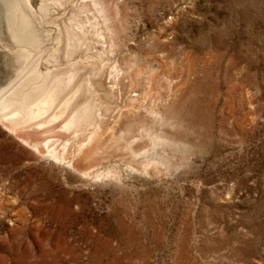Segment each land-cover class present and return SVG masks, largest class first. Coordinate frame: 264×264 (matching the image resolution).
<instances>
[{
	"label": "rangeland",
	"instance_id": "374dc122",
	"mask_svg": "<svg viewBox=\"0 0 264 264\" xmlns=\"http://www.w3.org/2000/svg\"><path fill=\"white\" fill-rule=\"evenodd\" d=\"M96 1L33 0L15 24L45 41L40 72L81 66L96 108L78 133L64 106L43 127L0 121V264H264V0ZM83 4L67 58L56 35ZM6 8L0 96L31 75Z\"/></svg>",
	"mask_w": 264,
	"mask_h": 264
},
{
	"label": "bare ground",
	"instance_id": "6f19581e",
	"mask_svg": "<svg viewBox=\"0 0 264 264\" xmlns=\"http://www.w3.org/2000/svg\"><path fill=\"white\" fill-rule=\"evenodd\" d=\"M0 1L8 6V9L6 8V18L11 27H13L11 33L12 38L19 42L26 40L28 44H30L21 49L8 44L7 47H9L8 49L10 51L6 52L11 55H18L20 58L24 57L25 64L21 69L29 73L31 72L30 77L21 80L13 88H9L7 93L5 92L6 95L0 96V121L14 133H16L18 129L26 126L43 127L47 122H50V120L53 121L61 115V113L59 114L55 111L57 109L56 106H64L67 109L72 108L68 116L64 119V128L67 129V131L72 130L77 133L83 131L86 122L93 119L96 105L91 96H87L82 102H78L77 100L79 94L90 91V84L86 82L87 79L79 78V69L81 66L79 67L77 62H73L70 66L62 70H49L46 73L40 72L37 58H39L41 53L36 55V52L34 53L33 50L43 45V50L46 51L47 47L44 43L45 41L41 42L37 38L35 40L34 33L30 34L32 36L27 34L28 36L25 38V33L23 34L22 30H20L19 27L16 28L15 25L17 23L22 24L24 31L28 30L30 25H33L34 20H36L34 19L33 13V0ZM68 1L69 0H42L40 8L44 15H47L50 11L51 3L64 6ZM94 2L98 4V1L94 0ZM80 7L79 10H74L76 12L73 14L71 25L67 24L66 26H61L56 35L57 43L62 47L63 56L67 58L73 56L74 52L77 51V44L81 41V32L76 26H79L83 21L81 15L85 10V6L83 4ZM1 18L0 14V28L2 26ZM2 39L1 36V40ZM17 51H19L20 54H17ZM58 55H61L59 49L55 48L52 52H49L48 60ZM53 60L58 61L56 58ZM64 82H68V86L71 87L69 91L61 86ZM70 95L74 96L71 97ZM97 133L98 130L96 129L83 136L75 145L74 149L71 150V153H81L87 145L96 138ZM22 138L24 141L28 142L24 137ZM31 145L37 147L36 143ZM49 147L48 151L51 152L55 158L65 157V150L58 152Z\"/></svg>",
	"mask_w": 264,
	"mask_h": 264
}]
</instances>
